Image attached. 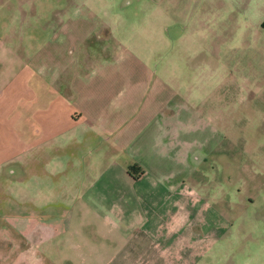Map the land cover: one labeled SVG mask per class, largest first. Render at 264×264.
Segmentation results:
<instances>
[{
	"label": "rangeland",
	"instance_id": "1",
	"mask_svg": "<svg viewBox=\"0 0 264 264\" xmlns=\"http://www.w3.org/2000/svg\"><path fill=\"white\" fill-rule=\"evenodd\" d=\"M239 1L255 16L229 37L209 13L216 0H0L2 94L15 71L43 64L69 81L67 110L90 97L105 118L109 98L128 95L114 123L141 127L152 152L169 109L205 126L184 177L199 194L180 229L200 239L181 244L188 264H264V0Z\"/></svg>",
	"mask_w": 264,
	"mask_h": 264
},
{
	"label": "crops",
	"instance_id": "2",
	"mask_svg": "<svg viewBox=\"0 0 264 264\" xmlns=\"http://www.w3.org/2000/svg\"><path fill=\"white\" fill-rule=\"evenodd\" d=\"M216 1L219 35L241 33L255 16L239 0ZM15 72L10 96L0 88V225L10 230L0 264H188L195 252L181 255V244L200 239L180 229L199 194L184 177L198 158L193 134L205 128L185 122L192 110L180 123L178 111L163 115L170 126H159L152 152L141 127L114 123L128 95L109 98L102 118L90 97L64 108L69 81L43 64Z\"/></svg>",
	"mask_w": 264,
	"mask_h": 264
}]
</instances>
